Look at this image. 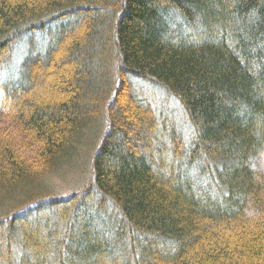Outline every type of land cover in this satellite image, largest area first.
I'll use <instances>...</instances> for the list:
<instances>
[{
    "label": "trees",
    "instance_id": "obj_1",
    "mask_svg": "<svg viewBox=\"0 0 264 264\" xmlns=\"http://www.w3.org/2000/svg\"><path fill=\"white\" fill-rule=\"evenodd\" d=\"M0 117V264H264V0H0Z\"/></svg>",
    "mask_w": 264,
    "mask_h": 264
},
{
    "label": "rangeland",
    "instance_id": "obj_2",
    "mask_svg": "<svg viewBox=\"0 0 264 264\" xmlns=\"http://www.w3.org/2000/svg\"><path fill=\"white\" fill-rule=\"evenodd\" d=\"M37 37V36H36ZM37 38H40L39 36L37 37ZM15 49H16V55H17V53H18V51H23V50H25V48H23V50H22V48H16L15 47ZM18 50V51H17ZM148 91V90H147ZM144 95L146 96V95H148V93L150 94V95H152L155 99H154V102L155 103H157V106L164 112V113H166V114H169L170 112L168 111V110H170V109H168L166 106H169V107H173V102L172 101H170V102H168V101H165V102H168V104L167 103H165L164 102V100H162V98H165L164 96L162 97V95L160 96V91H158V90H153V89H151V91H149L147 94H146V90H144ZM162 97V98H161ZM124 98V97H123ZM179 120H177V122L180 124L181 122H182V118H178ZM0 124H6V121H4L1 117H0ZM181 125V124H180ZM1 128V127H0ZM33 149H35V147L33 146ZM25 154V157L27 158H32V157H34V154H32V153H24ZM71 167L73 168V165L71 164ZM53 182L55 183V185L53 186L54 187V189L55 190H57V192L59 193V194H64V193H66L68 190H69V187L71 186V181H67V180H60L59 178H56V177H54L53 178Z\"/></svg>",
    "mask_w": 264,
    "mask_h": 264
},
{
    "label": "bare ground",
    "instance_id": "obj_3",
    "mask_svg": "<svg viewBox=\"0 0 264 264\" xmlns=\"http://www.w3.org/2000/svg\"><path fill=\"white\" fill-rule=\"evenodd\" d=\"M41 46V45H40ZM39 60V59H38ZM40 61V60H39ZM24 63V62H23Z\"/></svg>",
    "mask_w": 264,
    "mask_h": 264
}]
</instances>
